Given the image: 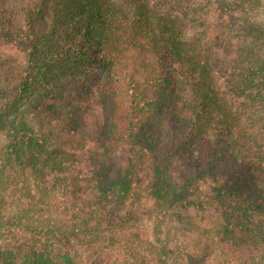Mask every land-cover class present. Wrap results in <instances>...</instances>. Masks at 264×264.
I'll list each match as a JSON object with an SVG mask.
<instances>
[{"label":"trees","instance_id":"16d2710c","mask_svg":"<svg viewBox=\"0 0 264 264\" xmlns=\"http://www.w3.org/2000/svg\"><path fill=\"white\" fill-rule=\"evenodd\" d=\"M0 139V264H264V0H0Z\"/></svg>","mask_w":264,"mask_h":264},{"label":"rangeland","instance_id":"374dc122","mask_svg":"<svg viewBox=\"0 0 264 264\" xmlns=\"http://www.w3.org/2000/svg\"><path fill=\"white\" fill-rule=\"evenodd\" d=\"M225 83H227V82L225 81ZM0 142H1V144H3V143H4V142H2V141H1V139H0Z\"/></svg>","mask_w":264,"mask_h":264}]
</instances>
